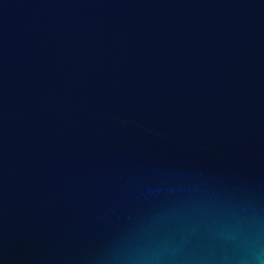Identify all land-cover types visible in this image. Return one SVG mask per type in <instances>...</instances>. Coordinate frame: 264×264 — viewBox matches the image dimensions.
I'll return each instance as SVG.
<instances>
[{
  "label": "water",
  "instance_id": "1",
  "mask_svg": "<svg viewBox=\"0 0 264 264\" xmlns=\"http://www.w3.org/2000/svg\"><path fill=\"white\" fill-rule=\"evenodd\" d=\"M0 264H264V0H0Z\"/></svg>",
  "mask_w": 264,
  "mask_h": 264
}]
</instances>
